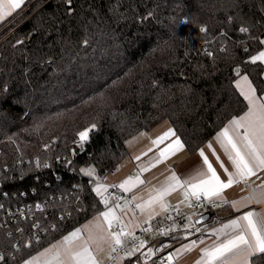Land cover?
Segmentation results:
<instances>
[{"label": "trees", "instance_id": "16d2710c", "mask_svg": "<svg viewBox=\"0 0 264 264\" xmlns=\"http://www.w3.org/2000/svg\"><path fill=\"white\" fill-rule=\"evenodd\" d=\"M29 5L0 41V206L43 204L48 213L35 217L44 233L2 264H19L103 208L82 169L119 167L126 142L164 121L190 153L199 151L245 110L236 69L264 91V65L250 62L264 50V0ZM35 160L53 168L38 171ZM252 264H264V254Z\"/></svg>", "mask_w": 264, "mask_h": 264}, {"label": "snow or ice", "instance_id": "6c2138e0", "mask_svg": "<svg viewBox=\"0 0 264 264\" xmlns=\"http://www.w3.org/2000/svg\"><path fill=\"white\" fill-rule=\"evenodd\" d=\"M24 2L25 0H0V21L21 8ZM67 4L71 10L72 0H67ZM184 23L187 22L184 21ZM201 31L206 32L207 29L202 28ZM239 31L246 33L248 29L241 27ZM260 43L264 44V40H261ZM208 55L211 56L212 53L209 52ZM257 61L264 63V51L253 56L250 62L255 64ZM235 71L236 75L241 77L235 87L246 102L245 110L242 114L232 117L215 137L232 164L233 170L229 171L223 161H220V167L223 169L226 179L221 178L204 150L200 149L199 155L203 159V169L184 180L173 173L168 183L155 190L154 195H150L148 200L141 203H137V198L133 197L131 202L125 200L122 204L121 196L111 193L106 184L97 183L93 191L99 197L103 210L95 216L90 225L71 231L58 243L24 261V264H104L98 253L103 252L105 246L108 249L107 259L113 264H120L121 260L130 259L138 252L145 258L152 256L154 255L152 250L141 251L146 247V242L135 235L134 229L139 225L134 224L132 220L126 222L124 215L132 211L130 204L135 205L141 214L148 213L145 223H150V220L156 215L169 211L171 206L165 197L176 191H181L182 203H185L189 208H203L206 205L220 207L229 204L239 212L242 207H250L252 202L258 204L264 202V194L259 198L250 196L244 197L240 201L231 202L224 198L225 190L234 185L252 188V178L259 179L258 173L264 172V91L258 95L256 87L252 85L248 76H241L239 69ZM90 130L79 133L81 141L88 139ZM172 136H175V132L169 129L168 132L154 140L153 144L159 145ZM183 147L184 145L177 137L168 147L160 151L159 156L165 158L175 154ZM207 147L215 155L212 145L208 144ZM136 159L139 160L140 157H136ZM216 159L219 160V156ZM82 171L85 176L95 177L94 168L82 169ZM143 183L144 181L137 174L113 187L130 192L137 184ZM258 187L264 189V184L258 185ZM157 207L159 211H156ZM133 216H135V212H133ZM168 218L171 219V216ZM185 219L188 223L183 225L186 233L183 239H188L187 233L190 230L201 231V229L195 228L196 223H200L201 220L193 222L191 216H187ZM179 227L174 224L161 232V235H168ZM142 230L150 231V228ZM84 233H87V236ZM208 235L216 239L211 245L201 250V257L196 264H251V257L264 254V213L250 209L222 224L219 228L210 230ZM204 243V239L200 238L188 245H182L181 249H177V251H191ZM26 246L31 247L30 244ZM167 259L171 261L173 257L169 255ZM3 260L4 256L0 255V261Z\"/></svg>", "mask_w": 264, "mask_h": 264}, {"label": "crops", "instance_id": "0c3cea01", "mask_svg": "<svg viewBox=\"0 0 264 264\" xmlns=\"http://www.w3.org/2000/svg\"><path fill=\"white\" fill-rule=\"evenodd\" d=\"M28 1L29 0H25L21 8L12 12V14L7 16L3 21H0V31L4 27L9 25L11 21H13L16 17H18V15L24 10V7L28 3ZM240 78L241 77H239L238 80H240ZM227 124L228 123H226L224 127ZM169 129L174 131L171 123L169 121H164L158 126H156L155 128H153L152 130L142 131L139 134L135 135L134 137L130 138L126 142L127 149H128V157L125 158L122 161V163L119 165L117 173L114 176L110 177L111 184L119 185L123 183L125 180H127L128 178L134 177L137 174H139L140 179L143 180L144 183L137 184L135 187L132 188V191L130 192L123 191L124 193L128 194L132 198L136 197L137 203H141L143 201L148 200L150 195L155 194V190L160 189L166 183L169 182V178L172 176L173 173H175L178 177H180L181 180H184V179L190 178L191 176L195 175L199 170L204 168L203 159L199 155V151L195 153H190L186 149L183 143L182 144L184 145V147L182 149L177 150L175 154L168 155L165 158H161L159 156L160 151L168 147V145L171 144L178 137L177 134L175 133V136H172L166 139L163 143L159 145L153 144L154 140L162 136L164 133L168 132ZM220 131H218L214 135V137L211 138L200 149L204 150L205 155L208 156L209 161L212 163L213 167L216 168L217 172L221 175V178L226 179L223 169L220 167V161H223L224 166L227 167L229 171H232L233 168H232V164L230 160L228 159V156L225 154L223 148L215 139L216 135ZM208 144H211L212 148L215 149V155H213L212 150L207 147ZM217 156H219V160L216 159ZM136 157H140V159L137 160ZM260 173L264 174V172H260ZM107 186L109 187V185ZM262 194H264V189H261V188H258L254 192L245 193L239 190L238 188H236L234 185L232 188L225 190L224 198L227 201L231 202V201H240L244 197H250V196H255L259 198L262 196ZM165 199L170 206H178L185 213L187 214L191 213L190 211L191 209L187 207L185 203H182L183 197H182L181 191L173 192L171 195L165 197ZM245 203H248V201H245ZM250 209H253L260 213H264V202L259 203V204L252 202L250 204V207H242L241 211L239 212H237L235 209L230 207L229 204H225L224 208H222L218 212L211 215L210 219L207 221V222L212 221V223L206 224L207 222H205L199 225L200 226L204 225V227L208 226V228L210 227V230L214 228H219L222 224L227 223L229 220L236 218L237 216L241 215L243 212H246ZM102 210L103 208L100 211ZM156 211H159L158 207ZM133 212H135V216H133ZM162 215H163V212H161L160 215H156L154 218H152L150 222H153L159 219ZM95 216H93L92 218L84 222L78 228H83L85 225H90V222L94 220ZM190 216L192 217V220L194 222V216L192 215ZM124 219L126 222L129 220H132L134 224L139 225V227H136L134 229V231L136 232L141 227V225L145 224V221L148 219V213L145 212L144 214H141L138 209H132V211L124 215ZM187 223L188 221L186 222V224ZM84 235L87 236V233H84ZM62 238H60L56 242L46 247L41 248L34 254L28 256L26 259H24L19 264H24V261L30 259L32 256H35L40 252H43L46 248L50 247L51 245L58 243ZM215 239H216L215 237H210L207 234L204 240L205 241L204 244H200L198 247L194 248L191 251H179L178 252L177 249H181L182 245H188L192 241L179 242L178 236L168 237L164 240V243L168 247L167 251L163 255L164 256L163 258H165L167 261L165 264H196V262L201 257V250L207 247L208 245H211ZM147 249H150L152 250L153 253H155L153 245L147 244L142 252L148 251ZM107 252H108V249L105 246L104 251L101 253H98L99 258L103 260L104 264H108L110 262L107 259ZM169 255L173 257L171 261L167 259ZM154 256L155 255H153V257ZM142 257L145 260H149V259H146L144 256ZM253 257L250 258L251 264H252ZM128 261H129V258H124L123 260L120 261V264H128Z\"/></svg>", "mask_w": 264, "mask_h": 264}, {"label": "built area", "instance_id": "2783aa9c", "mask_svg": "<svg viewBox=\"0 0 264 264\" xmlns=\"http://www.w3.org/2000/svg\"><path fill=\"white\" fill-rule=\"evenodd\" d=\"M86 141H81L80 137L75 140L73 143V151L72 156H76L78 152H81L86 147ZM50 144H46L44 146L45 149L50 148ZM38 162V163H37ZM34 165L38 171L52 169L53 166L50 162H44L41 165L40 161L35 160ZM118 171V167L111 168L106 174H101L95 171V177H88L89 185L94 188L97 183H104L109 185V191L113 194L119 195L122 197L121 203L125 200L131 202L132 197L128 194L124 193L122 190L118 189L117 187H113L117 184L110 183V177L114 176ZM1 174V172H0ZM258 177H253L251 183L253 184L252 188H245L244 185H235L236 188L239 190L250 193L257 190L259 187L258 185L264 184V174L258 173ZM78 190H82V187H76ZM78 201L72 205H77ZM225 204L220 207H213L211 205H206L203 208L193 207L190 208L191 213L187 214L178 206H171L167 213H163V215L150 223H145L141 225V227L135 232V235L139 236L143 239L147 244L153 245L154 248V257L145 260L140 253L138 252L136 256L129 259L128 264H165L167 261L163 258L164 253L167 251L168 247L164 243V240L169 236H178L179 242L185 241H198L200 238L205 240L210 227H204V225H195L196 229H201V231H196L195 229L190 230L187 235L188 239H183L185 236V231L183 225L186 224L187 220L185 217L187 216H194L195 220L206 213H210L211 215L218 212L222 208H224ZM131 209H136L135 205L130 204ZM52 211V209H50ZM48 213L47 208L43 204H31L28 206H14V207H4V204L0 206V229H4L5 233H2V238L0 237V255L4 256V260L0 261V264L6 262L7 258H15V255L21 253L24 247H27V244L32 245V239H38L45 231V229L40 226V222L38 219H35L36 216L41 214ZM171 216V219L168 217ZM27 220H31L33 223L26 229L24 224ZM179 225L180 227L173 232H170L168 235H161V232L166 230L168 227L172 225ZM10 226V227H9ZM13 227H16L12 229ZM150 231H143L142 229H148ZM19 249V250H17ZM143 251V249L141 250ZM122 255V253H121ZM108 264H113L110 261Z\"/></svg>", "mask_w": 264, "mask_h": 264}, {"label": "rangeland", "instance_id": "374dc122", "mask_svg": "<svg viewBox=\"0 0 264 264\" xmlns=\"http://www.w3.org/2000/svg\"><path fill=\"white\" fill-rule=\"evenodd\" d=\"M29 8H30V5L27 7V9H25L22 13H20L18 15V17H16L13 21H11V23L9 25L4 27L0 31V41L5 39L6 37H8L12 32H14L16 30L18 25H20V23L22 22L23 17H25V13L29 10ZM147 250L149 251L150 249H147ZM148 251H146V252H148ZM151 258H153V255L152 256H148L146 259H151Z\"/></svg>", "mask_w": 264, "mask_h": 264}, {"label": "water", "instance_id": "95a60500", "mask_svg": "<svg viewBox=\"0 0 264 264\" xmlns=\"http://www.w3.org/2000/svg\"><path fill=\"white\" fill-rule=\"evenodd\" d=\"M210 217H211V214H210V213H206V214H204V215H202V216H199V217L195 220V222L198 221V220H201L200 223H196V224H197V225H199V224H203V223L207 222V221L210 219Z\"/></svg>", "mask_w": 264, "mask_h": 264}]
</instances>
